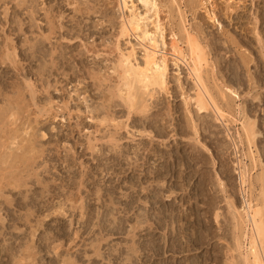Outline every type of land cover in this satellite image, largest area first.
Segmentation results:
<instances>
[{"label":"rangeland","instance_id":"obj_1","mask_svg":"<svg viewBox=\"0 0 264 264\" xmlns=\"http://www.w3.org/2000/svg\"><path fill=\"white\" fill-rule=\"evenodd\" d=\"M150 2L126 0L123 9L121 0L0 1V264H225L233 242L226 199L241 209L248 188L240 191V169L263 205L264 0ZM131 10L169 61L166 91L145 97L144 115L117 97L119 53L133 50L140 62L149 45L120 35ZM182 26L204 49L211 93L226 95L217 99L227 127L211 110L199 114L194 80L175 65L174 40L186 49ZM242 122L253 126L250 146ZM164 166L167 177L149 174ZM152 185L163 189L148 222L158 256L146 247V224L133 241L130 232L152 200L136 194L130 210L129 197ZM159 211L165 224L155 229ZM111 222L120 228L107 231Z\"/></svg>","mask_w":264,"mask_h":264},{"label":"bare ground","instance_id":"obj_2","mask_svg":"<svg viewBox=\"0 0 264 264\" xmlns=\"http://www.w3.org/2000/svg\"><path fill=\"white\" fill-rule=\"evenodd\" d=\"M141 2L144 3L146 6L154 7V5L150 2V0H141ZM121 3H122L121 6L123 7V9H126V7H127L126 0H121ZM153 24L156 27V29H157V27L160 28V24L155 25V22ZM156 24H157V22H156ZM182 28L183 29L181 30L182 31L181 33L184 34V45L186 46V49L183 50L178 45L179 41L174 40V42L172 43V46H171L172 47L171 48V56L174 57V59H175V65H178L179 63L184 65L185 68L187 69L188 73H189V77L194 80L193 82L196 85L195 86L196 93H195V97H194L193 101H194V104L196 105V108H197V111L199 112V114H201V113L204 114L205 112H208L211 110L215 114V118H214L215 121H217L221 125L227 127V123H232V121H230L229 118H227L228 115L225 116V114L221 110L222 107L221 108L219 107L218 99H217V98H219L220 100L223 101L224 99H226V95L221 90H219L218 88H217L218 92L215 91V92H217L216 93L217 96H215L211 93L210 89L206 85L207 82H205V80L207 81V79H204V77H203V74H204L203 70L207 68V67H205V66H207V60H206V54L204 52V49L201 47V45L198 43V41H196L195 38H193L189 33H187V31L185 30V28L183 26H182ZM128 33L129 34L134 33L135 35L137 34L139 36V38L141 39V41L149 42V45L144 44L145 45L144 46V55L142 57V61H140V62H137V60L135 58V53L133 50H130L129 52H126V53H123V52L119 53V58H118V62H117L118 65L116 68L119 71V80H120L121 88L117 89V92H118L117 97L120 98L123 103H125V105L129 109V111L133 110V111H135V113L137 112V114L143 113V115H144L145 114L144 112L148 108V105H146L145 97L152 98L154 95L153 93H155L156 91H166V83H167L166 80H167L168 69H169V67H168L169 61L167 58V54L162 52L160 47H159L161 44L159 45L156 39H149L152 35L147 30L146 24L144 23V19L139 17L132 10L130 11V15L127 18H124L122 20L121 27H120V35L125 36ZM37 44L40 45V48L38 47L39 45L35 46V45L31 44V46H30L31 53H32L31 58H33L34 52H37L36 47L39 48L38 50H41L42 49L41 47H43L41 45V42L37 43ZM42 44H43V42H42ZM42 51H43V49H42ZM34 55H37V54H34ZM38 55H37V57H38ZM37 60L38 59H36V61ZM230 92L232 93V91H230ZM225 93H226V91H225ZM0 95H1V93H0ZM11 117L14 118L15 113L14 114L12 113ZM188 120L190 122L189 129L193 132L194 137L196 139L199 137L198 136L199 135L198 125L191 118H188ZM109 121L112 122L114 120L110 119ZM103 122H105V120ZM241 131L243 133L244 138L246 139V142L250 146L252 143V139L254 138V133H255V132L253 133V126L250 124L242 122L241 123ZM241 135H239V136H241ZM148 136H150V135L148 134ZM115 147H118V145L116 144ZM93 150L94 149H92V151ZM207 152L210 153V150L207 149ZM181 155H180V153L179 154L176 153L175 158L176 159L179 157L181 158ZM161 157L163 158V156H161ZM250 160L254 166V164L256 163L255 160L251 157H250ZM160 168L161 169H155L154 172L153 171L149 172V174L152 175L154 178H156L158 176L163 177L164 175H166V177H167L168 174L171 173V170L168 169V166H164V167H160ZM149 174H145L143 176V178L145 180L148 179ZM238 175H239V179H240V183H239L240 185L239 186L242 189V190L240 189V191L242 193L244 192L243 188L245 187L246 184H247L248 188H247L246 195L243 197V206L241 209H238L234 205V203L231 199H226L227 213H229L231 220H232V223H233V228H231V229H233V242H231L233 245L231 244V247H227V253H226L227 255L226 256L227 257L229 256V258L227 259V262H225V264H264V203L262 205V202L260 201V203H259V201H258L259 198H262L259 196H262V195L264 196V192H262V190L264 188L261 187V191L258 194L259 198L254 199L252 196V190H251L252 184H251V182H249V180H250L249 179V175H250L249 172H247L246 170L240 169L238 172ZM215 178H216V181L218 183V186L220 188L221 193L225 194L226 193V187H225L224 181L221 180V178L219 177L218 174H216ZM138 180H139V178H138ZM262 181H263V179H262ZM159 185H156V186L152 185L151 190H149L148 188L145 189L146 194H144L142 192L144 189L143 190L142 189L137 190V191L134 190L135 192L132 193V195H130V197H129L130 198L129 199L130 200V203H129L130 210L131 209H137L136 208L137 206H134V205L136 204L138 197L140 198L141 196L145 195L152 200L150 203H148L150 206L148 205V207H146V206L141 207V213L138 214L136 223L134 226H132V230L130 231L131 235H132L131 239L133 241L137 237V233H140V231L144 230L143 229L144 224L147 225V227H145V229L148 231V236H150L151 239L148 241V244H146V247L149 245L148 247L152 253V256L153 255L158 256V255L163 253V251H162L163 248L162 249L155 248V246H154L155 242H154V239H152L153 235L149 234V232L152 229L151 228L152 226L150 225V223H148L150 220V217L152 215L150 213V210L153 209L152 207H154L156 204L162 203L161 193H162L163 189H162V186H159ZM136 194H138L139 196L137 197ZM226 197H228V196L226 195ZM169 199L170 198H167L165 201H170ZM224 201H225V199H224ZM161 214H162V212L159 211L156 215H154L155 221H158L155 229L161 228L165 224V223H163L162 218L159 217ZM104 215L105 214H103V216ZM220 217H221V215L219 214L218 211H216V213L214 214V219H215L216 224L219 223L220 220L218 221V219H221ZM115 224L116 223L111 222L108 226V229H106V230L110 231V232H112L114 230L117 231V229H119L120 227H119V225L117 226ZM148 224H149L150 228L148 227ZM138 228L143 229V230H139ZM118 232H119V230H118ZM164 239H166V238H164ZM176 246L177 245H175L173 243V246H171V247L174 250V249H177V248H175ZM134 248H135V246H133L130 250L134 254H136L137 251H136V248L135 249ZM178 249H179V245H178ZM181 249H183V248H181ZM139 250H141V249H139ZM54 254H56V252ZM147 261H149V260H147ZM130 262H131L130 264H136V263H133L131 260H130ZM157 264H163V263L159 262ZM190 264H197V262L196 261L191 262Z\"/></svg>","mask_w":264,"mask_h":264}]
</instances>
